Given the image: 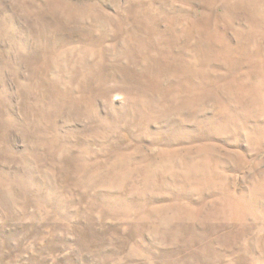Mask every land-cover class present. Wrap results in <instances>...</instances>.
<instances>
[{"label":"rangeland","instance_id":"obj_1","mask_svg":"<svg viewBox=\"0 0 264 264\" xmlns=\"http://www.w3.org/2000/svg\"><path fill=\"white\" fill-rule=\"evenodd\" d=\"M0 264H264V0H0Z\"/></svg>","mask_w":264,"mask_h":264}]
</instances>
